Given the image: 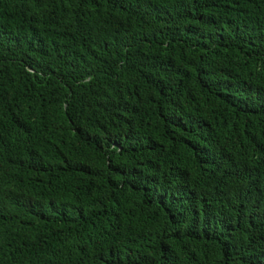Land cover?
<instances>
[{
  "label": "trees",
  "instance_id": "16d2710c",
  "mask_svg": "<svg viewBox=\"0 0 264 264\" xmlns=\"http://www.w3.org/2000/svg\"><path fill=\"white\" fill-rule=\"evenodd\" d=\"M0 264H264V0H0Z\"/></svg>",
  "mask_w": 264,
  "mask_h": 264
}]
</instances>
